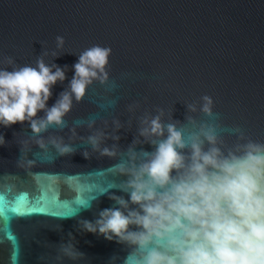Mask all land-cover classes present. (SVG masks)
I'll return each instance as SVG.
<instances>
[{"label": "water", "instance_id": "water-1", "mask_svg": "<svg viewBox=\"0 0 264 264\" xmlns=\"http://www.w3.org/2000/svg\"><path fill=\"white\" fill-rule=\"evenodd\" d=\"M57 36L64 39L60 49ZM96 45L111 49L109 80L94 82L73 103L63 129L42 134L47 150L27 124L0 128L6 140L0 147V264H135L130 247L82 230L83 221L112 206L108 195H121L119 157L84 173L9 176L2 169L14 154L20 161L52 164L60 155L51 139L79 150L97 132L106 133L104 147L116 145L123 153L145 115L163 110L164 122L178 128L187 127L186 116L207 122L199 111H187L205 95L222 129L239 127L246 138L264 142V0H0V68L35 66L41 56L66 66L67 79L53 88L49 105L67 88L80 53ZM113 121H119L118 131ZM90 122L95 126L89 128ZM222 134L228 144L235 142ZM62 186L72 194L62 197ZM67 243L83 255L63 257Z\"/></svg>", "mask_w": 264, "mask_h": 264}, {"label": "clouds", "instance_id": "clouds-1", "mask_svg": "<svg viewBox=\"0 0 264 264\" xmlns=\"http://www.w3.org/2000/svg\"><path fill=\"white\" fill-rule=\"evenodd\" d=\"M63 45L57 36V49ZM52 55L53 60L59 56ZM110 55V48L99 45L80 53L67 88L51 105L53 88L67 79L66 66L41 56L35 66L0 68V128L27 124L39 148L47 150L42 134L63 129L73 103L82 101L94 82H108ZM213 104L205 95L198 107L188 105V112L199 111L208 121L186 116L187 127L165 123L163 110L143 116L123 153L116 145L101 147L106 133L89 135L93 151L119 157L121 195H108L112 206L94 221H83L82 230L130 247L135 264H264V142L246 138L239 127L222 129L214 122ZM113 124L118 131L119 121ZM71 131L75 136V128ZM224 131L234 143L226 142ZM112 139L118 142L119 136ZM5 142L0 135V147ZM49 143L60 156L75 153L62 139ZM88 155L83 152L85 159ZM60 252L73 261L83 255L71 243Z\"/></svg>", "mask_w": 264, "mask_h": 264}, {"label": "flooded vegetation", "instance_id": "flooded-vegetation-1", "mask_svg": "<svg viewBox=\"0 0 264 264\" xmlns=\"http://www.w3.org/2000/svg\"><path fill=\"white\" fill-rule=\"evenodd\" d=\"M101 147H104L103 144H101ZM84 151H87L89 154L87 159H85L83 156ZM13 160V163L10 164L11 166L2 169V173L9 176H17L19 173H27L32 171L77 174L88 172L93 169L104 168L113 163L110 162L108 157H103L99 154V152L93 151L90 146L75 150V153L72 155L60 156L59 159H57L52 164L32 162L31 166L29 167L27 166V161H20L17 159L16 154H14ZM21 164L25 166L21 167ZM71 194L72 193L64 186L61 187L62 197H68Z\"/></svg>", "mask_w": 264, "mask_h": 264}, {"label": "snow or ice", "instance_id": "snow-or-ice-1", "mask_svg": "<svg viewBox=\"0 0 264 264\" xmlns=\"http://www.w3.org/2000/svg\"><path fill=\"white\" fill-rule=\"evenodd\" d=\"M3 197L2 196H0V203H2L3 202ZM25 199H26V197H25ZM79 203H83V201H78ZM29 203H31V202H29ZM35 203H41V201H40V199H37L36 201H35ZM0 210H2V209H0ZM14 213L16 212V209L15 208H12L11 209Z\"/></svg>", "mask_w": 264, "mask_h": 264}]
</instances>
